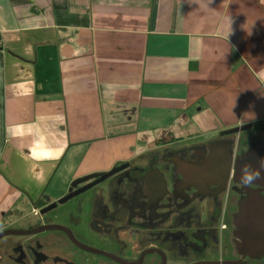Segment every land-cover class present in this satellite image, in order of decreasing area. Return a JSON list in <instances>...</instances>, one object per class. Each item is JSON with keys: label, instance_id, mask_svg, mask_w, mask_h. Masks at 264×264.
Returning a JSON list of instances; mask_svg holds the SVG:
<instances>
[{"label": "crops", "instance_id": "obj_1", "mask_svg": "<svg viewBox=\"0 0 264 264\" xmlns=\"http://www.w3.org/2000/svg\"><path fill=\"white\" fill-rule=\"evenodd\" d=\"M244 125L264 130V0H0V227Z\"/></svg>", "mask_w": 264, "mask_h": 264}, {"label": "flooded vegetation", "instance_id": "obj_2", "mask_svg": "<svg viewBox=\"0 0 264 264\" xmlns=\"http://www.w3.org/2000/svg\"><path fill=\"white\" fill-rule=\"evenodd\" d=\"M263 139L264 130L218 132L77 178L29 225L0 227L24 230L0 237V264H264L238 248L235 223L241 200L264 184L245 187L222 171L226 147L236 160Z\"/></svg>", "mask_w": 264, "mask_h": 264}, {"label": "water", "instance_id": "obj_3", "mask_svg": "<svg viewBox=\"0 0 264 264\" xmlns=\"http://www.w3.org/2000/svg\"><path fill=\"white\" fill-rule=\"evenodd\" d=\"M250 126H238L225 130V133H238L248 129ZM264 139L254 144L247 153L237 157L233 154L231 148L228 146L224 149V157H226V166L222 171L223 177L228 178L235 174L240 176L241 166L245 163H252L254 167L258 166V156H264ZM263 151V152H262ZM218 154H213L212 161L220 160ZM255 162V164H254ZM235 163V166H234ZM207 174V173H206ZM210 174H219V169L212 168ZM263 179V180H262ZM264 184V170H262V177L256 181ZM44 213L43 210H40ZM235 223L237 226L236 235L238 237V248L245 254L260 257L264 256V194L260 190H253L249 197L243 198L240 202L238 213L235 215ZM24 230L11 229L0 234V237L9 233H23Z\"/></svg>", "mask_w": 264, "mask_h": 264}, {"label": "clouds", "instance_id": "obj_4", "mask_svg": "<svg viewBox=\"0 0 264 264\" xmlns=\"http://www.w3.org/2000/svg\"><path fill=\"white\" fill-rule=\"evenodd\" d=\"M262 170H264V158L258 161L256 167L252 163H245L240 169V183L245 187L251 186L262 177Z\"/></svg>", "mask_w": 264, "mask_h": 264}, {"label": "rangeland", "instance_id": "obj_5", "mask_svg": "<svg viewBox=\"0 0 264 264\" xmlns=\"http://www.w3.org/2000/svg\"><path fill=\"white\" fill-rule=\"evenodd\" d=\"M183 145H175V146H173L174 148H180V147H182ZM177 150V149H176ZM38 218V215H33V216H30V218L28 219V220H25V221H21V222H19L18 224L16 223V224H14L13 226H16V228H19L20 226H27V225H29V223L31 222H33V220H35V219H37Z\"/></svg>", "mask_w": 264, "mask_h": 264}]
</instances>
